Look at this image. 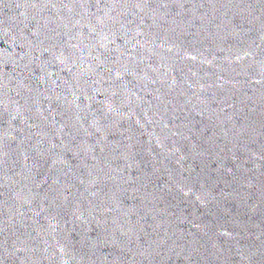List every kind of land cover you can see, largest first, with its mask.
Here are the masks:
<instances>
[{"label": "water", "instance_id": "95a60500", "mask_svg": "<svg viewBox=\"0 0 264 264\" xmlns=\"http://www.w3.org/2000/svg\"><path fill=\"white\" fill-rule=\"evenodd\" d=\"M0 264H264V0H0Z\"/></svg>", "mask_w": 264, "mask_h": 264}]
</instances>
